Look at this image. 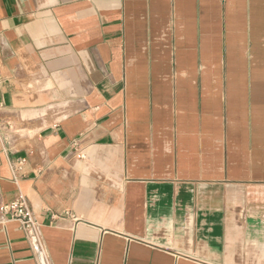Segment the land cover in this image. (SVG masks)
<instances>
[{
	"label": "crops",
	"instance_id": "1",
	"mask_svg": "<svg viewBox=\"0 0 264 264\" xmlns=\"http://www.w3.org/2000/svg\"><path fill=\"white\" fill-rule=\"evenodd\" d=\"M19 196L0 264H264V0H0Z\"/></svg>",
	"mask_w": 264,
	"mask_h": 264
},
{
	"label": "built area",
	"instance_id": "2",
	"mask_svg": "<svg viewBox=\"0 0 264 264\" xmlns=\"http://www.w3.org/2000/svg\"><path fill=\"white\" fill-rule=\"evenodd\" d=\"M77 142H73L75 147ZM77 157L84 158V155L79 152ZM23 161L17 163V166L21 165ZM10 222H16L19 225V229L24 233L26 238H29L34 231L35 220L32 211L29 209L26 200L19 196L16 199L0 204V227L5 226Z\"/></svg>",
	"mask_w": 264,
	"mask_h": 264
}]
</instances>
